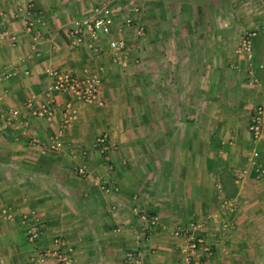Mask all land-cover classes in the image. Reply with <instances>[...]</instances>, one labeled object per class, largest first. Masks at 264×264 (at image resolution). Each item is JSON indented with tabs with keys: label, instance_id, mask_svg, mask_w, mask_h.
I'll use <instances>...</instances> for the list:
<instances>
[{
	"label": "crops",
	"instance_id": "crops-1",
	"mask_svg": "<svg viewBox=\"0 0 264 264\" xmlns=\"http://www.w3.org/2000/svg\"><path fill=\"white\" fill-rule=\"evenodd\" d=\"M18 1L26 0H0V25L16 34L13 44L0 38V72H9L0 80V123L10 108L28 123L0 124V264H26L32 253L19 221L29 209L44 223L40 245L60 235L72 264H123L127 249L140 251L143 264H179L185 239L173 230L194 222L210 248L198 249L194 264H264V177L248 170L236 178L241 151L252 145L248 112L264 95L247 84V62L234 52L240 33L264 20V0H111L115 24L138 4L156 45L168 46L154 60L130 52L127 65L111 61L104 39L97 51L67 41L68 22L95 0H32L35 48L14 12ZM164 13L174 20L162 21ZM252 41V66L263 83L264 66L257 65L264 36ZM230 61L237 69L227 71ZM83 65L101 77L102 105L58 92L51 119L31 112L51 79L48 69ZM68 100L74 116L62 147L43 149ZM103 132L114 142L107 160L91 144ZM224 197L235 199L233 211L221 206ZM134 207L157 215L153 229Z\"/></svg>",
	"mask_w": 264,
	"mask_h": 264
},
{
	"label": "built area",
	"instance_id": "built-area-1",
	"mask_svg": "<svg viewBox=\"0 0 264 264\" xmlns=\"http://www.w3.org/2000/svg\"><path fill=\"white\" fill-rule=\"evenodd\" d=\"M111 0H95L89 9L82 15L72 18L65 30L67 41L71 45L84 44L90 50H100V44L105 40V47L110 55L111 61L120 65H127L130 61L129 53L140 52V39L145 32L144 24L139 19L140 5L133 4L129 12L125 14L120 23L115 24ZM33 2L26 0L16 2L14 12L21 21V28L26 32L31 40V47L35 48V43L40 39V32L36 27L32 16ZM131 29V34L127 37L112 35L115 32ZM261 33L264 36V20L257 25L244 29L239 35V41L234 51L240 54L247 62L246 82L252 87H260L264 95V82L255 75L252 66L253 37ZM5 37L13 44L16 34L7 26L0 25V38ZM130 53V54H131ZM140 54V53H139ZM137 55V54H135ZM135 61L136 59L133 58ZM259 68L264 66V61H259ZM23 72H28L26 69ZM51 76L50 81L43 89L42 96L32 107L31 112L37 117L51 119L55 109V93H69L77 100L92 102L97 105L103 104V99L99 95L101 77L97 71H92L88 65H83L77 72L61 69H48ZM9 72H0V80L6 78ZM23 104L30 106L31 98L26 99ZM62 119L60 123L50 132L48 140L42 148L58 150L63 145V130L70 126L74 116V106L72 101H65L61 109ZM2 116L1 126L4 127L12 121L17 125L25 126L28 118L25 113L18 108L8 109ZM246 129L250 135L252 145L241 151L243 165L236 172V178L242 176L248 170H252L257 177H264V155L260 157V145L264 149V101L255 103L249 110L246 122ZM30 142L35 144L38 139L31 135ZM98 150L102 159L109 158V151L114 147V142L108 137L106 132L97 135L92 143ZM264 154V152H263ZM78 172L83 173V168L78 167ZM102 186V185H101ZM221 206L227 211H233L237 204L235 199L222 198ZM144 222L146 229H153L157 223V215L146 214L144 211L133 208ZM9 215V213H7ZM19 221L23 227L26 241L31 245L32 253L28 256L26 264H72L70 247L65 245L63 237L53 235L48 243L40 245L42 236L43 221L32 209L20 214ZM199 222L181 225L173 230L176 235H182L185 239L180 247L179 264H194V255L198 249L209 251L210 248L205 243L202 236L197 233L200 227ZM123 264H143V257L137 249H127L122 256Z\"/></svg>",
	"mask_w": 264,
	"mask_h": 264
},
{
	"label": "rangeland",
	"instance_id": "rangeland-1",
	"mask_svg": "<svg viewBox=\"0 0 264 264\" xmlns=\"http://www.w3.org/2000/svg\"><path fill=\"white\" fill-rule=\"evenodd\" d=\"M154 1L155 0H149V1H146V2H148L149 3V6L150 5H155L154 4ZM143 6V5H142ZM149 6L146 8V10H144L145 11V13H149L148 11V8H149ZM151 13H153V15L151 16V19H153L154 18V21H155V17H156V13L155 12H151ZM165 14V13H164ZM162 14V15H160V18H161V20L163 21V20H168L169 22H171V21H173L174 20V15H169V14ZM153 17V18H152ZM257 18V16H255V19ZM165 20V21H166ZM153 21V20H152ZM146 23H148L147 21H146ZM145 23V26H146V28H145V32H144V35H143V37L139 40L140 41V54H139V57H141V60H151V59H153L154 60V58H152V57H154V55L156 54V53H159V54H166V52H167V47L168 46H165L164 44H161V42H160V45L159 46H157L156 45V43L154 42V31L153 30H151L152 28H153V24H150L151 25V27H149V25L148 24H146ZM152 23H154V22H152ZM144 26V27H145ZM259 34H261V33H257L254 37H253V39L256 37V36H258ZM262 35V34H261ZM258 44L260 45V41L258 42ZM231 44H229V46L228 47H224V49L225 50H231V47L232 46H230ZM235 48V47H234ZM259 49H261V45L259 46ZM260 51V50H259ZM235 52V51H234ZM225 53V52H224ZM236 53V52H235ZM226 54V56H224V59H226V58H228V59H230V53H225ZM151 57V58H150ZM152 60V61H153ZM241 61H243V63H244V60L242 59V57H241V59H240ZM139 62V60L137 61V63ZM153 63V64H152ZM152 63H150V64H147V65H149V66H151L153 69H154V61L152 62ZM163 64V63H162ZM231 64H232V62L230 61V62H228V63H224V65H225V67L227 68V71H228V69L229 68H231L232 69V67H235V69H237V67H236V64H235V62H234V65L231 67ZM160 65H161V63H160ZM246 66V65H245ZM163 67V66H162ZM161 67V68H162ZM165 67H166V64H165ZM234 69V68H233ZM240 69H241V67H240ZM245 72H246V70H245Z\"/></svg>",
	"mask_w": 264,
	"mask_h": 264
}]
</instances>
